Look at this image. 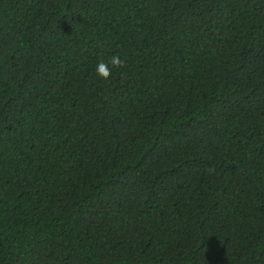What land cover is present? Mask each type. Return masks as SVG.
<instances>
[{
    "label": "trees",
    "instance_id": "1",
    "mask_svg": "<svg viewBox=\"0 0 264 264\" xmlns=\"http://www.w3.org/2000/svg\"><path fill=\"white\" fill-rule=\"evenodd\" d=\"M0 264H264V0H0Z\"/></svg>",
    "mask_w": 264,
    "mask_h": 264
},
{
    "label": "clouds",
    "instance_id": "2",
    "mask_svg": "<svg viewBox=\"0 0 264 264\" xmlns=\"http://www.w3.org/2000/svg\"><path fill=\"white\" fill-rule=\"evenodd\" d=\"M109 64L112 66V68H119L124 65V61L119 55H113L108 61H100L97 64L96 73L104 80L109 79V77L112 75V68L109 67Z\"/></svg>",
    "mask_w": 264,
    "mask_h": 264
}]
</instances>
